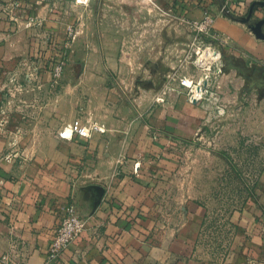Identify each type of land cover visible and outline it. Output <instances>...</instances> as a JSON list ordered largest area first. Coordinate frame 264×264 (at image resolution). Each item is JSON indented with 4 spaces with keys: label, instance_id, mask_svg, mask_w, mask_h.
I'll return each instance as SVG.
<instances>
[{
    "label": "crops",
    "instance_id": "0c3cea01",
    "mask_svg": "<svg viewBox=\"0 0 264 264\" xmlns=\"http://www.w3.org/2000/svg\"><path fill=\"white\" fill-rule=\"evenodd\" d=\"M157 2L189 18H201L209 10L215 15L214 29L224 55L264 66V37L255 32L258 21H252L264 16V0L229 5L225 0ZM260 31L264 33V26ZM25 52L32 51L19 41H0V93L8 89L13 74L18 83L27 84L31 72L21 66ZM38 61L39 66L48 63L43 57ZM46 67L36 69L35 79L28 80L26 89L43 91L44 101L28 97L25 102L31 116L18 126L27 131L15 145L12 137L0 135V264H12L3 260L5 254L24 264H264L262 201L237 209L230 220L229 238L217 247L215 243L204 248L203 205L159 196L168 188L162 176L179 170L175 153L166 150L167 142L180 138L181 129L195 121L182 112L194 110L195 104L171 106L177 111L161 121L170 129L166 137L164 130H150L158 128V118L152 123L115 118L111 100L93 107L84 89L82 97H76L79 108L64 113L62 106L71 97L62 95L56 107L50 104L53 74ZM79 117L84 123L97 122L104 131L60 137L59 131ZM132 126L139 130L132 132ZM8 155L13 159L8 160ZM171 155L174 164L166 167L163 159ZM68 205L78 209L86 227L60 257L49 262V249Z\"/></svg>",
    "mask_w": 264,
    "mask_h": 264
},
{
    "label": "rangeland",
    "instance_id": "374dc122",
    "mask_svg": "<svg viewBox=\"0 0 264 264\" xmlns=\"http://www.w3.org/2000/svg\"><path fill=\"white\" fill-rule=\"evenodd\" d=\"M122 1L0 0V41H19L32 51L23 54L21 65L31 72L27 84L13 74L0 93V135L12 137L15 145L27 131L18 126L31 116L25 102L44 101L43 91L26 89L28 80L46 66L53 74L50 104L71 97L64 113L79 108L76 97L84 89L93 107L111 100L115 118L148 123L158 118V128L150 130H164L166 137L170 129L161 121L177 111L171 106L195 104L192 111L182 110L195 121L167 142L179 170L162 176L168 188L159 196L202 204V247H217L229 238L237 209L253 200L264 204V66L225 56L222 42L194 23L199 17L178 14L158 0ZM252 19L264 26V16ZM205 50L213 55L200 62ZM41 57L46 66H39ZM60 62L64 67L56 78ZM185 77L193 80L190 87L181 83ZM6 115L10 121L3 125ZM163 160L166 167L174 164L173 155Z\"/></svg>",
    "mask_w": 264,
    "mask_h": 264
},
{
    "label": "built area",
    "instance_id": "2783aa9c",
    "mask_svg": "<svg viewBox=\"0 0 264 264\" xmlns=\"http://www.w3.org/2000/svg\"><path fill=\"white\" fill-rule=\"evenodd\" d=\"M90 0H78L82 4L88 3ZM230 2L238 3L242 0H229ZM215 15L206 10L203 16L199 19H195L194 23L203 29L208 35L217 38V32L214 29ZM210 54V52H209ZM63 62H60L55 67L54 75L56 78H60L63 71ZM184 86L190 87L193 84V80L185 77L182 82ZM6 119L3 120V125L8 124L10 121L8 115ZM96 130L104 131V127L99 125L97 122L87 121L84 123L82 118L74 119L69 125L65 126L59 131V135L62 138H72L74 135L80 136H91ZM8 160H12V156L8 155ZM86 219L79 213L78 209L74 205H68L66 207L65 214L61 219L59 226L57 227L55 236L51 243L48 261H54L63 253V251L69 247L75 239L81 235L86 227ZM4 261H9L12 264H24L18 263L9 254L3 256Z\"/></svg>",
    "mask_w": 264,
    "mask_h": 264
},
{
    "label": "water",
    "instance_id": "95a60500",
    "mask_svg": "<svg viewBox=\"0 0 264 264\" xmlns=\"http://www.w3.org/2000/svg\"><path fill=\"white\" fill-rule=\"evenodd\" d=\"M260 23L257 24L256 28H255V32L259 35V36H262L264 37V34L261 33L260 31ZM209 55V51L208 50H205L204 53L200 56V62H202L204 60V57L208 56Z\"/></svg>",
    "mask_w": 264,
    "mask_h": 264
},
{
    "label": "bare ground",
    "instance_id": "6f19581e",
    "mask_svg": "<svg viewBox=\"0 0 264 264\" xmlns=\"http://www.w3.org/2000/svg\"><path fill=\"white\" fill-rule=\"evenodd\" d=\"M210 54H211V56L213 55V53H212V52H211ZM206 64H207V63H206Z\"/></svg>",
    "mask_w": 264,
    "mask_h": 264
}]
</instances>
